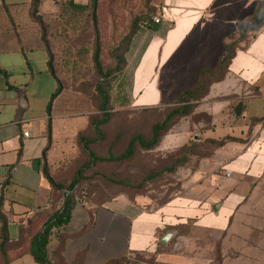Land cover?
<instances>
[{"label": "crops", "instance_id": "crops-1", "mask_svg": "<svg viewBox=\"0 0 264 264\" xmlns=\"http://www.w3.org/2000/svg\"><path fill=\"white\" fill-rule=\"evenodd\" d=\"M153 3L160 22L126 71L140 107L169 104L195 86L204 66L218 64L237 23L264 14V0ZM32 10V0H0V177L6 178L0 264H42L40 235L61 206L60 190L45 171L48 108L59 84ZM56 12L55 0H40L38 15L45 22ZM240 102L245 107L236 115ZM196 103L192 114L207 112L210 125L200 129L192 123L194 142L224 143L184 168L183 190L154 209L141 199L103 204L76 199L70 222L52 229L50 264L262 263L254 251L264 249V194L253 192L264 188V27ZM187 124L170 130L161 144H183L191 133Z\"/></svg>", "mask_w": 264, "mask_h": 264}, {"label": "rangeland", "instance_id": "rangeland-1", "mask_svg": "<svg viewBox=\"0 0 264 264\" xmlns=\"http://www.w3.org/2000/svg\"><path fill=\"white\" fill-rule=\"evenodd\" d=\"M55 1L56 15L47 22L43 35L62 90L52 102L45 166L54 181L62 186L59 199L65 200L67 191H73L75 200L103 204L116 198L141 199L145 208L154 209L183 190L184 168L192 166L198 158L192 156L175 172L169 168L181 161L183 149L194 150L196 129L192 123L198 122L201 129L210 125V116L207 112H197L178 120L172 129H182V124L192 125L183 144L159 143L154 149L137 146L130 158L109 160L110 153L122 154L133 136L151 138L153 125L163 121L175 107V99L165 105L136 106L126 72L128 63L135 64L139 58L145 36L151 30L147 25L153 24L154 16L158 17V8L153 0ZM73 3L86 7H75ZM134 26L137 30L129 50L116 52ZM97 49L100 50L101 72L94 60ZM117 55L124 58V67L107 74L118 66ZM100 89L108 97L105 110L101 108L104 97ZM104 120L106 122L102 123ZM210 151L208 146L196 149L201 156ZM153 173L158 174L147 179ZM78 177L80 181L70 190L69 185ZM253 193L262 195L264 188ZM190 229L191 225L184 230L189 232ZM254 252L259 254L255 260H262L264 264V249Z\"/></svg>", "mask_w": 264, "mask_h": 264}, {"label": "trees", "instance_id": "trees-1", "mask_svg": "<svg viewBox=\"0 0 264 264\" xmlns=\"http://www.w3.org/2000/svg\"><path fill=\"white\" fill-rule=\"evenodd\" d=\"M94 3L96 0H93ZM33 2V10L32 15L34 18L39 22L40 27L42 28V31L45 29L47 22H45L39 15H38V9H39V3L40 0H32ZM75 7L84 8L86 5H81L78 3H73ZM154 11L151 9L150 16H152ZM155 17V16H154ZM153 17V20H154ZM154 25H157L155 21H153L152 25H147L149 28H154ZM264 27V14H259L258 16L254 17L251 20L245 21V22H239L236 25L235 32L227 39V41L224 44L225 47V53L224 55L219 59V62L216 66L206 65L204 66L198 77V81L195 86L188 88L184 90L176 99H175V107L165 116L163 121L157 122L152 127V137L149 139L144 138L142 135H135L131 138L126 150L120 154L119 156H115L112 153H110L108 159L112 161H122L125 159L130 158L137 148V146H141L145 149H154L159 143H161L163 137L175 126V124L178 122L180 118L189 116L194 111V108L196 107L198 101H201L209 92L210 86L214 82H218L224 79L226 76L229 66L236 56L238 50H247L249 46L251 45L252 41L258 36L259 32ZM137 30V27H133V32L126 36L119 47H117L116 52L119 50H123L124 52L128 51L131 45V39L133 38V34ZM43 39L50 51V48L45 40V37L43 35ZM121 48V49H120ZM118 60L120 61L118 66L115 69H110L107 74H112L115 71H120L124 67V58L121 55H117ZM94 60L96 62L97 69L101 72L102 66L100 63V50L97 49ZM52 69V63H50ZM55 72V71H54ZM56 73V72H55ZM58 78V76L56 75ZM58 89L54 93L52 97V102L57 97V95L62 90V85L60 82V79L58 78ZM104 99L102 102L101 108L105 110L106 105L108 104V97L106 95V92L103 89H100ZM48 112L51 115L52 113V103H50ZM106 122L105 120L102 122ZM97 127V131H99ZM85 146L87 148V142ZM224 141L222 142H216L214 140L206 141L205 143H197L194 142L192 147L193 151L190 148V151L187 152V149H183L184 152L183 157L181 161L178 164H175L169 168L171 172H175L177 170V167L179 165H186L190 158L192 156H198L201 155L199 152H196L197 148H203V147H211L216 145H222ZM91 156L94 157L93 152H90ZM189 159V160H188ZM46 171V175L49 179V181L52 183V185L55 188H58L59 190L62 188L61 185L57 184L54 179L50 176V174ZM81 174V172L79 173ZM158 173H153L147 177V179H152L157 176ZM146 179V180H147ZM80 181V177L75 178L73 182L69 185V189H73L75 185ZM174 197V196H173ZM172 197L166 199L163 203L168 202ZM162 203V204H163ZM75 204V199L73 194H69L66 196V199L64 203L55 211L52 218L48 221L46 228L44 229V232L40 235L39 240V247H38V255L37 259L42 264H50V262L46 258V248L47 244L49 242L50 234L52 232V229L59 225L68 224L70 222L71 216H72V210ZM128 260L122 259V260H116L112 261L109 264H122L126 263Z\"/></svg>", "mask_w": 264, "mask_h": 264}, {"label": "built area", "instance_id": "built-area-1", "mask_svg": "<svg viewBox=\"0 0 264 264\" xmlns=\"http://www.w3.org/2000/svg\"><path fill=\"white\" fill-rule=\"evenodd\" d=\"M154 21L156 23H159L160 22V19L159 17H154ZM24 135L25 136H29L30 133L28 131L24 132ZM231 172L227 170V175L230 176ZM5 185H6V178L5 177H0V199L4 193V189H5ZM73 191H67V195L71 194ZM64 199L61 198L60 199V205H62L64 203ZM2 229H3V222H2V219H1V216H0V234L2 232ZM139 264H150V263H139Z\"/></svg>", "mask_w": 264, "mask_h": 264}, {"label": "water", "instance_id": "water-1", "mask_svg": "<svg viewBox=\"0 0 264 264\" xmlns=\"http://www.w3.org/2000/svg\"><path fill=\"white\" fill-rule=\"evenodd\" d=\"M244 107H245L244 102H240V103L237 105V107L235 108V113H236V115H241L242 110L244 109ZM215 208H216V207H215ZM172 236H173V233H172V232L167 233V234L164 236V238L162 239L161 242H162L164 245H167L168 242H169V240H170V238H171Z\"/></svg>", "mask_w": 264, "mask_h": 264}]
</instances>
